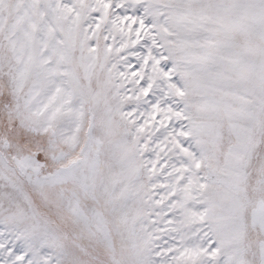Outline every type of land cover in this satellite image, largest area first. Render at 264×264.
Here are the masks:
<instances>
[{
  "label": "snow or ice",
  "instance_id": "obj_1",
  "mask_svg": "<svg viewBox=\"0 0 264 264\" xmlns=\"http://www.w3.org/2000/svg\"><path fill=\"white\" fill-rule=\"evenodd\" d=\"M0 264H264V0H0Z\"/></svg>",
  "mask_w": 264,
  "mask_h": 264
}]
</instances>
